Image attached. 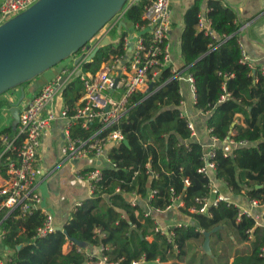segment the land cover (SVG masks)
<instances>
[{"label":"trees","instance_id":"1","mask_svg":"<svg viewBox=\"0 0 264 264\" xmlns=\"http://www.w3.org/2000/svg\"><path fill=\"white\" fill-rule=\"evenodd\" d=\"M152 1L139 0L132 5L125 21L142 24L145 8ZM200 13L197 2L184 16L181 52L185 65L180 73L194 80L195 107L212 113L207 121L210 136L220 141L229 138L248 143L228 155L221 148L215 150V178L235 195L245 191L248 199L264 200V79L258 68L241 63L240 26L234 10L218 1L210 2L209 17L220 40L199 29ZM110 48L111 54H121ZM110 55L101 49L84 69L98 70ZM82 93L83 85L76 78L65 86L60 99L73 109ZM182 99L180 82L173 78L170 69L163 73L156 91L136 93L130 98L128 112L110 129L120 130L129 145L119 142L107 150L110 167L102 168L103 178L94 195L79 207L62 231L37 238L36 230L44 221L40 209L24 218L17 210L10 215L3 212L0 228L5 235L1 243L11 253L9 264L99 263L98 255L90 259L86 252H79L75 241L85 249L105 247L103 255L108 264H133L143 257L147 264H179L184 261L187 244L217 226L227 229L212 235L214 257L200 253L203 264L222 259L223 264H264V227L252 217L240 218L237 206L222 201L217 207L211 206L207 214L190 212L192 208L200 209L196 199L210 198L212 190L211 179L200 172L206 167L203 146L193 140L186 120L180 116ZM72 134L88 139L92 132L77 127ZM132 194L147 199L153 212L166 211L181 197L184 206L180 211L194 222L171 228L173 237L157 231L154 215L146 216V210L133 205ZM249 231L253 233L252 239ZM222 232L229 235L236 253L229 254L226 249L215 251ZM69 240L75 246L64 253Z\"/></svg>","mask_w":264,"mask_h":264},{"label":"built area","instance_id":"2","mask_svg":"<svg viewBox=\"0 0 264 264\" xmlns=\"http://www.w3.org/2000/svg\"><path fill=\"white\" fill-rule=\"evenodd\" d=\"M37 1L39 0H0V25L27 11ZM138 1L128 0L124 8L90 43L67 60L66 66L52 81L45 84L31 97L27 99L24 97L19 105V121L16 126L10 111L8 112L5 119L7 127L0 131V176L3 177V184L0 185V214L6 211L7 215H10L17 210L20 217L24 218L33 210L40 209L41 197L37 192L41 165L40 149L44 135L52 132L56 123L60 121L65 123L61 147L65 162L77 164L90 158L102 159L108 149L125 140L120 130L110 131V129L128 112L130 98L136 93H153L149 91L151 85L156 91V86L162 82L163 73L167 69L171 70L173 78L178 81L182 78V73L170 66L171 54L168 38L171 30V0H153L145 8L142 17L143 23L128 27L129 25L125 21L126 12ZM198 27L206 36L220 40L213 30L211 20L205 21L200 15ZM114 30L119 33L117 39H120L119 44L114 45L118 46L121 54H115L104 60L96 71L85 70L84 66L93 62L92 55L101 42L106 38L117 40L110 36ZM132 45L133 47H131ZM69 61H72L74 65L72 69L69 68L71 63ZM241 63L249 64L252 69L258 68L244 53ZM258 69L264 79V64ZM76 78L83 85L81 98L73 109L64 103L58 109V96L61 95L65 86ZM117 78H119V83L115 87ZM190 80L194 83L192 77ZM115 94L121 95V97L116 99ZM20 95L22 93H19ZM14 97L16 100L13 102L16 103L19 97ZM21 105L22 107H20ZM184 105L182 99L180 116L186 120L193 137L196 134V128L182 110ZM77 127L86 132H92V135L88 139L74 137L72 131ZM212 138L215 141H220ZM224 142L237 146L248 145L247 142L237 143L229 138ZM215 150L216 148L205 155L206 167L200 170L211 179V184L212 173L216 170V165L213 162ZM107 163H109L108 158ZM102 168V166H95L91 172L80 171L77 173L79 181L89 184L92 196L103 178ZM187 184L189 185L188 181ZM196 201L201 205V208L198 210L192 208L190 212L207 214L211 206L217 207L220 202L226 200L220 195L213 201L211 197L197 198ZM250 205L252 208L260 207L264 205V200L250 199ZM174 206L179 208L184 206L181 197L176 198L175 204L167 210ZM152 213L151 210L147 212L146 216H150ZM243 215L252 217L257 222L256 217L250 211L239 208V217L241 218ZM157 231H162L171 237L174 236L173 232H165L159 225ZM55 232H57V226L54 216L44 213L43 224L36 230L37 238H45ZM97 232L101 234L100 230ZM248 233L252 239V231ZM4 235L5 231L0 228V240L4 238ZM66 246L68 251H71L75 243L69 240ZM77 250L86 252L90 259L97 255L94 253V250H97L100 258L98 264H108L107 257L103 255L105 247H91L87 250V248L77 245ZM3 253L4 250L0 248V264H9L10 259L8 258L6 261L7 256L5 257ZM261 256L264 257V249ZM144 263H146L145 257L133 262V264Z\"/></svg>","mask_w":264,"mask_h":264},{"label":"crops","instance_id":"3","mask_svg":"<svg viewBox=\"0 0 264 264\" xmlns=\"http://www.w3.org/2000/svg\"><path fill=\"white\" fill-rule=\"evenodd\" d=\"M214 1L220 2L224 7L233 9L232 7L234 6L238 8V13L234 9L233 10L237 15V22L240 26L239 46L248 59L259 68L264 64V0H171V30L168 38L171 54L170 66L173 69L180 71L185 65L181 52V39L184 31V16L186 12L197 2H200L201 16L205 21L211 20L209 17L210 2ZM128 25V27L131 26V24ZM67 63L59 69H55L43 85L52 81ZM190 79L191 76L185 74L179 82L181 86V94L185 103L182 110L187 115L188 119L194 123L196 128V134L193 136V140L202 144L205 155L215 148H221L225 153L232 154L233 151L240 146L229 142L215 141L210 136V131L207 128V121L212 113H205L195 107V86ZM183 82L186 83L185 89H183L182 86ZM41 89L42 88L39 90L32 89L28 98ZM6 98H14V101L16 100V97L14 96L11 98L8 96ZM62 104L63 103L59 98L57 100V108L59 109ZM64 124L65 123L62 121L56 123L53 131L45 134L43 137L40 149L41 165L39 167L40 175L38 177L37 188V192L41 197L39 208L43 214L49 213L54 216L57 228H64L65 224L71 220L79 207L86 200L92 198L89 184L84 181H79L77 179V173L94 168L95 166L105 167L108 165L107 153L102 159L90 158L77 164L65 162L61 151ZM1 184H3L2 176H0V185ZM211 190L212 201L221 195L226 201L235 206L250 211L252 215L256 217L257 224L264 227V205L252 208L250 205V199L245 195V191H243V195H235L232 192V189L226 184L216 180L215 172L212 173ZM130 201L133 205H140L147 212L151 211L149 201L138 194H132ZM2 213L0 215H2ZM136 214L138 215V212H136ZM152 215H154L159 227L165 232L170 231L171 228L179 227L181 225L188 226L194 222L192 217L182 213L177 206L166 211H155ZM149 240L151 241L152 239L150 238ZM202 246H196V251L198 248L201 250L197 251L198 253H204ZM63 251L64 253L69 252L66 245L64 246ZM94 253L98 255L97 250H94ZM10 255L11 253L7 255L6 261L8 258L10 259ZM232 262L233 259H231V263Z\"/></svg>","mask_w":264,"mask_h":264},{"label":"water","instance_id":"4","mask_svg":"<svg viewBox=\"0 0 264 264\" xmlns=\"http://www.w3.org/2000/svg\"><path fill=\"white\" fill-rule=\"evenodd\" d=\"M127 1L39 0L27 11L1 24L0 96L75 56L124 8ZM232 8L238 13V8ZM119 42L120 39L113 41L106 38L95 50L92 59L101 49ZM118 83L119 78L115 81V87ZM149 91L154 92L153 85ZM21 93L19 100L10 104L9 111L15 126L19 121V105L25 97L23 88ZM124 143L129 145L127 140ZM226 229L217 226L203 232L204 254L213 256L211 237L219 230ZM57 230L62 231L63 227Z\"/></svg>","mask_w":264,"mask_h":264},{"label":"rangeland","instance_id":"5","mask_svg":"<svg viewBox=\"0 0 264 264\" xmlns=\"http://www.w3.org/2000/svg\"><path fill=\"white\" fill-rule=\"evenodd\" d=\"M110 36L113 37L114 39H117L119 34L116 30H114L112 33H110ZM111 47L112 49H115L117 50L118 49V46L116 45H112V46H109ZM109 47H105L103 48L106 52V54L110 55L111 52L110 50L108 49ZM110 48V49H111ZM114 54H111L109 56V58L111 56H113ZM71 62L70 63V66L69 68L72 69L74 67V65L72 64V61H69ZM65 63H67V61H64L62 62L61 64L57 65L56 67L52 68L51 70L47 71L46 73L38 76L37 78L33 79L32 81L30 82H27L25 84H23L22 86H19L13 90H10L9 92H7L6 94H3L0 96V131L1 130H4L7 126L5 124V119H6V116H8V112L10 110V104L11 102L14 101V98H11L12 96H17L20 98L21 95L19 96V93H21V90L22 88L25 90L26 92V98H28V96L30 95L32 89L34 90H39L40 88H43V83L48 79V77H50L52 75V73L54 72V70L56 69H59L60 67H62L63 65H65ZM182 86H183V89H185L186 87V83L183 82L182 83ZM10 96L11 99L9 98H6ZM61 96L59 95L57 100L60 98ZM114 97L116 99H119L121 97V95H118V94H115ZM22 107V105L20 106ZM12 132V130H10ZM228 234H230V230H227ZM226 232H222L221 233V238L218 237V240L215 244V251H219L220 249H226V251L229 253V254H233V253H236V250L237 248H234L233 246H231V244L229 243V240H228V235ZM204 243V236H200L196 239H193L191 240L188 244H187V250H186V255L184 257V261L183 263L184 264H189L190 262H193V264H203L202 263V258L200 256V253H198L197 251H201L200 248H198V250L196 251V246L197 247H201ZM223 247V248H222ZM0 248L4 250V244L3 243H0ZM239 251H242L241 248H239ZM4 256L6 257L7 255L10 254L9 251H6L4 250ZM214 257V255L212 256ZM223 260V259H222ZM220 260V262H218L217 260H211L208 262V264H217V262L219 264H223V261Z\"/></svg>","mask_w":264,"mask_h":264}]
</instances>
